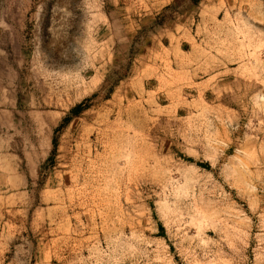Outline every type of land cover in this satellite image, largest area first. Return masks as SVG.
Returning <instances> with one entry per match:
<instances>
[{
  "label": "rangeland",
  "instance_id": "1",
  "mask_svg": "<svg viewBox=\"0 0 264 264\" xmlns=\"http://www.w3.org/2000/svg\"><path fill=\"white\" fill-rule=\"evenodd\" d=\"M0 264H264V0H0Z\"/></svg>",
  "mask_w": 264,
  "mask_h": 264
},
{
  "label": "bare ground",
  "instance_id": "2",
  "mask_svg": "<svg viewBox=\"0 0 264 264\" xmlns=\"http://www.w3.org/2000/svg\"><path fill=\"white\" fill-rule=\"evenodd\" d=\"M57 107V106H56Z\"/></svg>",
  "mask_w": 264,
  "mask_h": 264
}]
</instances>
